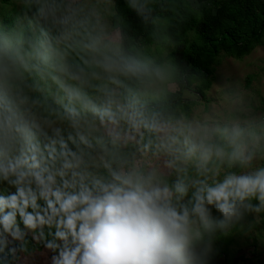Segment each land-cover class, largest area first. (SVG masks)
Listing matches in <instances>:
<instances>
[{
    "label": "clouds",
    "instance_id": "obj_1",
    "mask_svg": "<svg viewBox=\"0 0 264 264\" xmlns=\"http://www.w3.org/2000/svg\"><path fill=\"white\" fill-rule=\"evenodd\" d=\"M130 40L117 0H0V264H208L264 222V114Z\"/></svg>",
    "mask_w": 264,
    "mask_h": 264
},
{
    "label": "rangeland",
    "instance_id": "obj_2",
    "mask_svg": "<svg viewBox=\"0 0 264 264\" xmlns=\"http://www.w3.org/2000/svg\"><path fill=\"white\" fill-rule=\"evenodd\" d=\"M185 2L189 5L192 16L197 17L214 16L222 6L220 0H185ZM222 9L225 12L229 11V8L222 7ZM2 12L8 17L18 13L19 10L13 3L6 4ZM159 16L161 22L154 28L158 38L149 44L136 45L145 51L146 56L154 58L167 57L178 47L179 41L170 32L168 20L163 15ZM174 26L184 35L185 42H192L195 39L194 32L183 30L176 20ZM148 45L151 47H146ZM199 63L201 68L209 72L208 85L195 82L189 89L195 87V90L203 92L208 107H213L211 101L214 99H222L225 96L240 97L237 104L242 103L248 114H264V36L239 58L221 52L215 57L201 56ZM209 240L212 250L208 264H264V222L251 229L244 225L227 232H217L205 239V245ZM246 253L248 256L246 260L236 259L237 256H246ZM34 257L35 264H43L46 259L41 248L34 250ZM27 264H33V261L29 259Z\"/></svg>",
    "mask_w": 264,
    "mask_h": 264
},
{
    "label": "trees",
    "instance_id": "obj_3",
    "mask_svg": "<svg viewBox=\"0 0 264 264\" xmlns=\"http://www.w3.org/2000/svg\"><path fill=\"white\" fill-rule=\"evenodd\" d=\"M220 1L221 10L214 16L197 17L192 16L185 0H179L180 7L173 6L172 0H158L160 7L157 8V14L168 20L170 32L179 40L178 47L166 58L179 65L189 87L195 82L208 85L209 72L200 67L201 56L215 57L224 52L239 58L264 36V0ZM222 7L229 8V11L225 12ZM117 11L123 17L126 36L131 37L130 43L149 44L158 38L154 33L155 26L152 23L146 24L142 19V15L147 13L137 14L127 6L125 0H117ZM175 20L183 30L194 32L195 39L192 42H185L184 35L174 26ZM143 53L146 56L145 51ZM247 253L236 259L246 260Z\"/></svg>",
    "mask_w": 264,
    "mask_h": 264
}]
</instances>
